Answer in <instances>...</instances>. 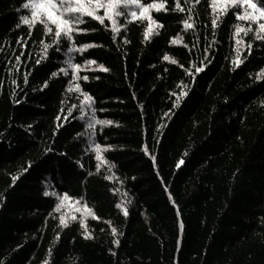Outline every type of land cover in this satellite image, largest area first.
Masks as SVG:
<instances>
[{"label":"trees","instance_id":"obj_1","mask_svg":"<svg viewBox=\"0 0 264 264\" xmlns=\"http://www.w3.org/2000/svg\"><path fill=\"white\" fill-rule=\"evenodd\" d=\"M22 2L0 0V261L264 264V79L255 78L264 68V42L241 32L251 52L239 53V67L229 62L236 56L234 25L248 22L229 14L213 36L208 0H201L195 30L182 29L187 12L153 11L163 27L149 40H143L145 20L127 24L113 42L108 21L85 17L80 27L89 31L75 37L77 44L102 47L67 53L61 43L36 64L44 53L40 41L54 37L42 26L31 35L28 26L17 27L26 14L18 11ZM68 57L82 65L78 76L89 78L73 83L92 97L90 108L68 83L71 75L57 71L71 72ZM87 59L108 71L85 65ZM207 59L202 73L185 74ZM181 90L188 95L173 108ZM89 136L104 148L99 170ZM46 189L93 210L99 220L85 217L92 239L83 237L78 221L59 226L65 212H52L57 200L44 197ZM109 224L120 234L113 237Z\"/></svg>","mask_w":264,"mask_h":264},{"label":"snow or ice","instance_id":"obj_2","mask_svg":"<svg viewBox=\"0 0 264 264\" xmlns=\"http://www.w3.org/2000/svg\"><path fill=\"white\" fill-rule=\"evenodd\" d=\"M169 0H24L21 3L20 9L18 11L24 10L25 15H21L20 24L17 25H26L29 27V35L32 34L33 29L36 27L42 26L45 36L54 37L51 39L50 43H45L42 39L40 43L43 45L44 53L41 55L40 59L36 60V64H40L42 60H45L48 57V50L54 49V51H60L59 45L65 43L67 53L73 52H83L91 47H102V45H96L93 43L77 44L75 37L79 34L86 33L89 31L87 28L80 27L85 24V17L96 20L100 24L104 25L105 21H108V24L105 26L106 30L110 29L113 33L112 40L116 42L117 34L123 35L121 29L125 28L127 24L137 22V21H147V27L143 32V40L147 41L150 38L154 29H161L163 24L160 23L157 19H154L152 12H164L169 11L173 13H185L187 16L180 20V24L184 31L195 30L196 22L194 17L197 16L196 5L201 3V0H184V6H182L180 0H173V6L168 7ZM208 8L211 10V28L213 30L212 34L215 36L216 29L220 26L221 20L231 14L235 16L237 21L248 22L247 27H244L240 24H235V31L232 33V39L235 41L234 51L236 56L233 60L229 61L233 67H239L244 60L240 57L239 53L245 48L251 52L252 44L246 43L242 38H239L240 33L243 32L245 36L252 34L255 40L264 42V0H208ZM30 16V18H29ZM123 21V23H120ZM94 31V30H93ZM159 35V32H156ZM170 43L176 44L179 43V39L169 38ZM17 43H20V39L17 38ZM127 39H124V43H128ZM23 46V45H21ZM187 47V45H184ZM213 47L212 43H209L207 47L203 50V55L208 57L210 55L209 49ZM20 56H16L18 61ZM163 60L168 61L170 59L168 54H165L162 57ZM172 63H177L175 60L171 61ZM64 63L67 64L68 69L71 70L69 73L66 69L60 68L57 71L63 73L65 76L71 75V80L68 83L76 92H81L79 84H74L73 81L77 79H82L85 82L89 79L88 76H78V72L81 70L82 65L73 62V60L68 57L64 60ZM211 63L210 59L202 61L199 66L195 67V73L185 72L186 75H194L202 73L207 65ZM85 65L96 64L95 60L87 59L84 60ZM184 67L183 65H180ZM189 66H193L189 62ZM96 67L102 71H108L103 65L96 64ZM232 70V69H229ZM57 71H53L50 74L49 79L57 76ZM256 80L260 81L264 79V68L260 69L256 73ZM44 87H48V81L44 82ZM84 100L81 101V104L84 107H89L91 105L92 97L88 95L87 92H81ZM172 95H176L172 93ZM188 95L187 91L181 90L180 94L176 96V100L173 102V108L180 106V100L182 97ZM19 103V101H17ZM75 107V106H74ZM71 112V109H69ZM81 116L84 114V108L79 109ZM94 111V110H93ZM171 112V109L169 110ZM166 117L168 113L164 114ZM92 120L98 124H110L111 121H99L95 120L92 117ZM93 123L90 122L88 127H93ZM30 127V126H29ZM77 135H80L79 133ZM90 148L92 151H95V159L99 161L96 165L97 170L100 169L101 164L104 163L103 157L100 155L101 146L95 144L91 141V136H89ZM110 148L111 146H106ZM146 154L147 153V150ZM184 161L181 160L177 163L176 167H180ZM79 164V161H77ZM82 168L83 165L81 164ZM27 169H25L26 171ZM110 170V169H109ZM91 175V173H89ZM17 177H12L13 182ZM105 179H112V177L106 176ZM110 191H114L110 189ZM44 197H55L57 202L55 203L52 212H61V209H64L68 206L69 203L76 204L77 207L72 210L71 213H61L59 216V226L61 228H66L69 226L70 222L78 221L81 229L84 231L82 235L85 239H92L93 236L88 232L87 226L85 224V215L90 216L94 220H99L100 218L96 216L91 208L86 204L80 203L78 200H74L67 193H57L56 191H48L47 189L43 191ZM2 199V197H0ZM117 209L122 208V203H117L115 205ZM80 212L81 215L78 217L75 213ZM123 214L128 215L127 210H124ZM51 215V213L49 214ZM108 223V222H106ZM111 233L113 237L119 235L115 227H111ZM103 231V229H101ZM60 237L59 233H56L54 236L53 242L58 240ZM119 241L115 238L112 240L113 246L118 245ZM48 254H51V249H49ZM115 254V253H113ZM0 264H3L0 261ZM43 264H48L47 260L43 261Z\"/></svg>","mask_w":264,"mask_h":264},{"label":"rangeland","instance_id":"obj_3","mask_svg":"<svg viewBox=\"0 0 264 264\" xmlns=\"http://www.w3.org/2000/svg\"><path fill=\"white\" fill-rule=\"evenodd\" d=\"M103 150H104V148L101 147V152H102ZM101 152H100V154H101ZM76 207H77L76 204L69 203L68 206H67L66 208L62 209V211L66 212V213H71L72 210H73L74 208H76ZM75 214H76L78 217L81 215L80 212H77V213H75ZM85 217H86V215H85ZM85 217H84V218H85Z\"/></svg>","mask_w":264,"mask_h":264}]
</instances>
